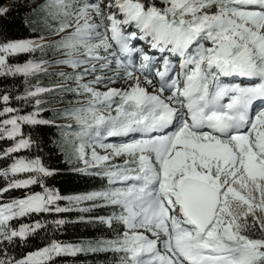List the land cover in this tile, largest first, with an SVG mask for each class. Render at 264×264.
<instances>
[{
  "label": "snow or ice",
  "instance_id": "obj_1",
  "mask_svg": "<svg viewBox=\"0 0 264 264\" xmlns=\"http://www.w3.org/2000/svg\"><path fill=\"white\" fill-rule=\"evenodd\" d=\"M162 5L41 0L31 11L47 35L33 28L34 36L0 40V76L46 73V59L9 60L49 51L60 54L53 63L71 69L58 73L71 83L35 85L16 97L33 100L32 112L0 95V140L13 141L0 158L36 145L24 126L52 125L69 130L65 141L83 165L77 171L106 182L62 196L45 183L55 170L40 156L13 157L0 168L7 181L0 186V245L47 227L13 221L71 211L62 200L90 202L84 212L112 209L94 222L115 232L86 245L51 240L19 259L0 247V264H54L85 251L113 253L116 264H264V0ZM10 10L0 0V17ZM55 92L80 98L60 110L72 123L42 117L40 97ZM37 185L41 191H31ZM15 189L30 191L3 202Z\"/></svg>",
  "mask_w": 264,
  "mask_h": 264
},
{
  "label": "trees",
  "instance_id": "obj_2",
  "mask_svg": "<svg viewBox=\"0 0 264 264\" xmlns=\"http://www.w3.org/2000/svg\"><path fill=\"white\" fill-rule=\"evenodd\" d=\"M9 2L7 8L11 9L5 16L0 17V40L4 39H23L34 36L32 31L33 24L39 25L37 28L45 35L44 27L40 24V16L31 11L37 4L35 0H2V4ZM158 6L162 5V0H155ZM60 55L55 51H49L43 55L36 53L34 56L20 55L11 57L9 63L20 64L27 59H46L49 61V68L46 73H38L35 76L23 77L20 75L0 76V95L8 94L12 97L10 106L19 109L22 113H29L35 110L33 100H17L16 97L25 94L27 89L35 85L49 87L54 84H68L71 81L61 79L58 73L60 71L71 72L70 68L58 67L53 61ZM43 101V107L47 111L41 115L44 119L54 120L57 125L69 124L72 121L66 119L61 109L70 106V102L75 103L79 97L67 92L46 93L40 97ZM4 105L0 103V109ZM6 117H0L4 119ZM69 130L55 127L52 125L24 126L26 135H30L36 141V145L28 150H23L14 156L34 157L40 156L44 165L49 169L55 170V174L45 178V183L50 188L58 189L62 196H73L95 190H100L106 184L104 180L94 175L77 171L83 165L73 159L71 156V147L65 141V134ZM10 142V141H9ZM7 139L0 140V151L5 150L9 145ZM7 149V148H6ZM13 157L0 158V168H7L12 163ZM7 181L0 177V186L6 185ZM29 189H15L5 193L2 200L6 202L10 199L21 198L27 194ZM31 191H41V188L32 186ZM61 207L71 208V211L62 213H42L23 217L13 221L14 227L20 224H31L35 220L47 222V227L39 230L28 240H17L11 244L0 245L7 250V255L21 258L28 252L44 247L51 240H57L62 243L86 245L90 241L100 238H110L115 232L95 221L97 216L109 215L110 208H92L88 212L81 211L83 208H89L90 202L73 204L67 200L59 201ZM63 219L65 223L57 226L53 223L56 220ZM54 264H116V256L113 253L104 252H81L75 256H60L54 261Z\"/></svg>",
  "mask_w": 264,
  "mask_h": 264
},
{
  "label": "rangeland",
  "instance_id": "obj_3",
  "mask_svg": "<svg viewBox=\"0 0 264 264\" xmlns=\"http://www.w3.org/2000/svg\"><path fill=\"white\" fill-rule=\"evenodd\" d=\"M35 2H37V3H39V2H41V0H35ZM8 5H9V2H5L4 4H3V6L4 7H8ZM39 27V25H37V24H33V28H38ZM28 38V37H27ZM51 38V37H50ZM24 39V38H23ZM143 42H141V44L139 45L140 47H143ZM58 53V52H57ZM59 54V53H58ZM60 55V54H59ZM60 58V56L58 57V59ZM56 66H58V67H66V66H63V65H56ZM67 68V67H66ZM89 79L91 78V77H88ZM114 86H116V87H120L121 86V82H117L116 83V85H114ZM8 142L10 141V140H7ZM13 142V141H12ZM98 151H100L99 149H98Z\"/></svg>",
  "mask_w": 264,
  "mask_h": 264
},
{
  "label": "bare ground",
  "instance_id": "obj_4",
  "mask_svg": "<svg viewBox=\"0 0 264 264\" xmlns=\"http://www.w3.org/2000/svg\"><path fill=\"white\" fill-rule=\"evenodd\" d=\"M226 80H231L230 78H226ZM149 90H151V89H149Z\"/></svg>",
  "mask_w": 264,
  "mask_h": 264
}]
</instances>
